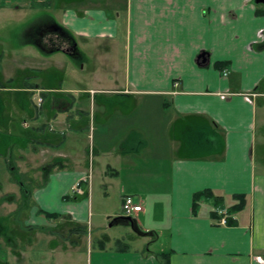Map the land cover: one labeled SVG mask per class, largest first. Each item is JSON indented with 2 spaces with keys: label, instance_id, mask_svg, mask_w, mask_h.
Segmentation results:
<instances>
[{
  "label": "crops",
  "instance_id": "obj_1",
  "mask_svg": "<svg viewBox=\"0 0 264 264\" xmlns=\"http://www.w3.org/2000/svg\"><path fill=\"white\" fill-rule=\"evenodd\" d=\"M3 30L33 37L0 40V163L23 176L29 156V177L43 180L23 227L0 196V264L63 263L73 250L55 246L36 219L85 227L102 189H119L121 205L135 195L142 208L133 217L156 236L131 250L93 249L89 264H162V252L169 264H264L261 0H0ZM69 47L96 65L88 56L73 76L59 59ZM81 74L98 86L77 85ZM205 189L224 197L225 210L232 195H247L234 224H216L212 199L193 211Z\"/></svg>",
  "mask_w": 264,
  "mask_h": 264
},
{
  "label": "rangeland",
  "instance_id": "obj_2",
  "mask_svg": "<svg viewBox=\"0 0 264 264\" xmlns=\"http://www.w3.org/2000/svg\"><path fill=\"white\" fill-rule=\"evenodd\" d=\"M4 32H1L0 34V40L3 43H22L27 41V39H30L33 37L30 33H17L14 35L7 34L5 30ZM62 44H60V41L57 40V44H55V48L57 50L61 49ZM67 50L66 48H64ZM90 51V50H89ZM87 54V55H86ZM92 54V53H91ZM90 57V59L87 61L88 65H96V62L94 59H91V55L86 50H78V52L74 55H64L59 54V59L61 61H65L66 64H69V68H72L71 73L73 76L79 75V71L77 72L76 67L73 65L80 66L79 64L82 63L86 58ZM58 67H62L63 64L61 63H55ZM90 65V66H91ZM56 66V67H57ZM107 65L103 66V68H106ZM69 70H66V74H69ZM83 74V73H82ZM81 74V75H82ZM87 74V73H86ZM88 76V75H87ZM79 82L76 84L81 87H96L94 82H92V79L89 77H86V75H82V77L78 78ZM107 84V83H106ZM104 85V84H103ZM102 86V84H101ZM9 140L13 141V138H10ZM29 152V150L27 151ZM5 160V159H4ZM39 163V162H38ZM36 163H33L30 161L29 156H26L25 160L22 161L19 164L20 170H23L25 174L21 177L19 172H14L13 176L17 179L21 177V180H24L26 185L32 190L35 188L34 185H36L38 182L40 183L43 179L42 178H34L29 177V175H32L31 168L36 167ZM5 170L2 168V164L0 163V196L5 198V202L12 203L13 205L9 206L10 208V216L11 220L15 221L17 218L15 215H13V212L23 204L22 199V191L20 189V185L15 182L12 177L10 176V172H8V168L6 165ZM9 173V176H7ZM43 174H46V172H43ZM12 175V174H11ZM56 190V187L54 188ZM12 195V196H10ZM32 195V194H31ZM95 201L93 204V208L89 217V222L85 225L86 231H83L84 229H79V231L71 232V230L76 229L77 227L80 228L78 225H72L69 224L67 221L63 219H57L54 221H45V218H37L36 222L38 224H46V226H49V233H51L54 237V245H68L69 248L73 251L70 252L69 256L65 255L61 260L63 263L61 264H89L90 261V252L94 249L100 248V242L103 241L104 245L106 244V248L108 250H119V248H125V250H131L136 247H139L142 245L143 241H147L148 239L145 237H141L135 234V232L132 230L130 226L127 225H115L110 226V220L107 219V217H103L100 214L101 210L107 209L111 210L114 214V212L118 215L122 214V205L121 200L119 196V189H110L108 190V193L105 194L103 189L101 190V196L95 195ZM84 198L83 195H78V198ZM13 200V201H10ZM72 201H75V197H71ZM99 200V202H97ZM31 202V201H30ZM28 203V205L30 204ZM211 205L210 203H208ZM26 204H24L25 206ZM213 206V205H211ZM220 209V208H218ZM7 208L5 210L4 215L7 213ZM0 211H3V209L0 208ZM50 211V210H48ZM25 212L22 211L20 217ZM1 214V212H0ZM3 215V214H1ZM116 216V215H113ZM6 221L4 217L0 216V222ZM6 222H3L5 224ZM15 222L11 223L14 224ZM13 226V225H12ZM83 227V226H82ZM5 229L4 235L6 238L12 240V237L16 235V231L11 228H2V230ZM15 229H17L15 227ZM19 232V231H18ZM108 235L112 236L113 239L109 242L108 241ZM52 237V238H53ZM116 238L120 239V243L116 242ZM163 243V242H162ZM161 244H157L154 249L160 248ZM48 261V260H46ZM56 262V261H55ZM47 264H55L51 261H48Z\"/></svg>",
  "mask_w": 264,
  "mask_h": 264
},
{
  "label": "trees",
  "instance_id": "obj_3",
  "mask_svg": "<svg viewBox=\"0 0 264 264\" xmlns=\"http://www.w3.org/2000/svg\"><path fill=\"white\" fill-rule=\"evenodd\" d=\"M4 138L7 140V138H8L7 134H4ZM11 143H9V144H11ZM7 146L9 148V151L13 147L12 144L10 146L9 145H7ZM9 170L11 171L10 173L12 174L11 175L12 179L20 185V189L22 191L23 204L21 206H19L13 212V215H15V217L17 218L16 221L20 224V226L23 227V225L21 224V221H20V215H21L22 211L26 210L28 208V206H29L28 203L31 201L32 190L26 185L24 180H21V177H22L21 174H20L21 177L19 179L15 178L13 176V173L16 172L17 170H16L15 165L12 164L11 162H10V165H9ZM0 189H1V187H0ZM10 196H12V195H10ZM68 197H70V196H67V198ZM205 198L213 200L215 208L212 211V215L218 216V206L222 205L225 202V199H224V197L222 195L216 194L211 189H205L203 191H199V192H196L194 194V196H193V211L196 213V211L198 210V207L200 206L202 200H204ZM4 199L5 198H3V200ZM232 200L233 201L231 203L226 205V211H227V215H228L227 216V224L228 225L229 224L231 225V224L235 223V220L232 218V216L234 214L239 213L240 211L244 210V208L247 206L248 197L245 194H236V195H232ZM10 201H13V200H10ZM24 204H26V205L24 206ZM38 212L41 213V214L46 215L49 218H58L59 217V214L56 213V212H47V211H43V210H39ZM24 228H28V229L29 228L30 229L37 228V229H40V230H45V227H29V226L25 227L24 226ZM79 229L82 230V229H84V227H82V226H80V228L77 227V230L73 229V230H71V232L79 231ZM83 231H86V230L84 229ZM141 231H143V230H141ZM149 233H151L152 236L156 234L154 231H150ZM135 234L138 235L137 233H135ZM138 236H140V235H138ZM13 239H14L13 237H12V240L7 238V242H11V245H14L12 243V241H14ZM99 242H100V248H104L105 247L104 242L102 240L99 241ZM116 242L120 243V239H116ZM120 249L125 250V248H120ZM156 257L159 259V261L162 264H169V262H170V253L169 252L157 253Z\"/></svg>",
  "mask_w": 264,
  "mask_h": 264
},
{
  "label": "built area",
  "instance_id": "obj_4",
  "mask_svg": "<svg viewBox=\"0 0 264 264\" xmlns=\"http://www.w3.org/2000/svg\"><path fill=\"white\" fill-rule=\"evenodd\" d=\"M85 180V179H84ZM76 192H81V189L77 185L75 187ZM142 208L140 201L136 198L135 195H126L122 200V215L123 216H134L135 213L140 211ZM218 219L216 224L226 225L227 224V211L225 209H218Z\"/></svg>",
  "mask_w": 264,
  "mask_h": 264
},
{
  "label": "water",
  "instance_id": "obj_5",
  "mask_svg": "<svg viewBox=\"0 0 264 264\" xmlns=\"http://www.w3.org/2000/svg\"><path fill=\"white\" fill-rule=\"evenodd\" d=\"M261 2L264 3V0H261ZM110 226H115V225H127L132 228V230L137 233L140 236H150L151 233L150 231H141L139 229V226L137 224V221L135 218L130 217V216H123V215H118L116 217H113L110 221Z\"/></svg>",
  "mask_w": 264,
  "mask_h": 264
},
{
  "label": "flooded vegetation",
  "instance_id": "obj_6",
  "mask_svg": "<svg viewBox=\"0 0 264 264\" xmlns=\"http://www.w3.org/2000/svg\"><path fill=\"white\" fill-rule=\"evenodd\" d=\"M61 38V37H60ZM59 41H60V44H62V42H61V40H62V38H61V40L60 39H58ZM55 43L54 44H57V40H55L54 41ZM68 51V54L71 56V55H74V54H76L77 52H78V50L79 49H75V47L73 48V47H69L68 49H67ZM76 50V51H75Z\"/></svg>",
  "mask_w": 264,
  "mask_h": 264
}]
</instances>
